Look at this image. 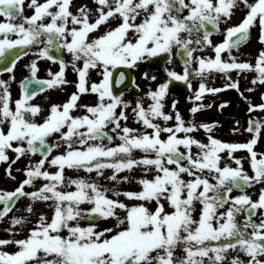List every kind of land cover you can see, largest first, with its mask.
<instances>
[{
    "label": "snow or ice",
    "instance_id": "snow-or-ice-1",
    "mask_svg": "<svg viewBox=\"0 0 264 264\" xmlns=\"http://www.w3.org/2000/svg\"><path fill=\"white\" fill-rule=\"evenodd\" d=\"M73 7V0H0V76L9 74L0 78V162L10 161L9 150L11 163L27 161L16 169L24 176L18 186L0 189V223L8 225L0 264H264V119H249L246 142H225L214 134L218 122L186 121L176 100L165 110L173 82L192 90L199 81L189 97L193 117L205 93L240 91L238 80L208 87L217 75L252 74L246 90L264 89V48L254 63L234 54L254 29L264 45V0ZM237 11L245 15L232 24ZM214 34L222 40L214 42ZM25 57L29 74L13 99L15 69ZM177 58L182 72L167 67ZM160 59L166 78L154 89L133 100L114 90L125 70ZM40 61L58 70L48 67V78H40ZM69 68L74 81L66 78ZM69 84L75 91L46 114L32 103ZM131 84L142 91L134 76ZM85 95L93 102L79 103ZM244 99L249 113L264 112V91L261 103ZM130 114L140 127L129 126ZM201 130L203 140L193 135ZM136 169L139 178L131 175ZM6 175L17 180L10 164ZM133 181L138 190L122 188ZM256 185L254 200L248 190Z\"/></svg>",
    "mask_w": 264,
    "mask_h": 264
},
{
    "label": "flooded vegetation",
    "instance_id": "flooded-vegetation-1",
    "mask_svg": "<svg viewBox=\"0 0 264 264\" xmlns=\"http://www.w3.org/2000/svg\"><path fill=\"white\" fill-rule=\"evenodd\" d=\"M27 2V0H26ZM74 7L72 8L73 12L76 11L77 7L82 6L84 4H88L89 6H92V0H73ZM26 15H31V10L26 9L25 12ZM0 20H3V18H0ZM226 27V26H222ZM258 30H253L251 32V39L249 42H247L245 45H243L240 49L239 53H234L239 56V59L241 61L243 60H251V62H255V57L258 55V52L261 48H264V45H262L258 40ZM214 42H219L222 40V36L219 34H214L212 37ZM207 55H214L210 49L206 50ZM224 57L227 56V54H222ZM30 57H25L23 60H21L17 68L15 69V76H16V82L12 83L11 91L13 95V99H16L20 95V89H19V81L23 79L26 75H28V70L25 68V64L29 63ZM40 67L41 71L38 73V76L40 78H48L46 69L48 67H51L53 71L58 70V65H53L51 62L48 61H40ZM166 67L163 59L157 60L152 63L147 64H141V66L138 69L134 70H125L126 77H130V84L127 88H123L124 84H114V90L119 93L123 91L124 98L133 100L136 97L141 96V93H137L136 96H133V99L130 97H126L127 94H129L132 91L131 84V78L134 76L136 83L139 84L140 89L151 85V87L154 89L159 83H162L165 81L166 73L164 71V68ZM170 69H173L177 72H182V63L180 62V59L177 58L173 64L167 65ZM147 72L149 74V77L151 75H155L157 79L155 81H151L150 78H145L144 73ZM8 73H4L0 78L7 79ZM118 75V74H117ZM66 78L69 81H74L76 79L75 73L71 71L69 68L66 73ZM252 78V74H248V79H244V74H240L236 71H233L229 74V77H223L222 74L217 75V77L214 80H209L207 82L208 87H216V88H225L226 84L232 83L234 80L239 81V88L240 91L238 92L236 89L232 88H226L224 91L216 94L212 93H205L204 98L201 101H196L197 104H203L205 107L201 109L200 112H198L195 117L192 116L190 113V108L193 106V102L190 101L189 97L192 96L193 92L198 89L199 87V81L193 80L192 81V90H189L187 86L182 82H173L170 85L169 89V96L167 97V106L166 111H171V105L174 100L178 101L177 108L180 110L183 118L186 121L195 119L197 122L200 123H212V122H218V127L215 129L214 134L220 138L222 141L225 142H246L248 138L250 137V133L245 131V129L248 126L249 119H264V112L257 111L255 113H249L247 111V102L244 99V97H248L252 103L258 104L261 103L260 95L261 91H264V89H258L256 92H248L246 89L248 87H251L250 85V79ZM93 79H97V77L93 74ZM66 90H54L50 89L46 91L45 93L39 94L33 101V104L40 105L45 114L47 113V110L49 109L50 105L52 103H63L66 102L69 98L70 94L75 91V88L72 84L64 86ZM243 93L241 95L240 93ZM47 98V99H46ZM93 102V97L89 95H85L81 98V101L79 103H85L89 104ZM148 101L145 100V106H147ZM221 105H226L225 107L221 108ZM79 114V113H77ZM237 121H239V124L237 125ZM129 126L131 127H140V125L135 124L131 118L128 121ZM233 127H239L240 132L233 134L231 132V129ZM193 135L203 140L205 138V134L203 130L193 133ZM258 150H264V139H262V142L260 145H258ZM53 154H56L55 152ZM234 155L240 156L242 153H235ZM41 158L39 155L33 156ZM245 167L247 168V162H245ZM133 173V172H132ZM131 173V175H132ZM126 173H122L124 175ZM251 174V173H250ZM81 175H84L81 173ZM143 173L136 169V174L132 175L133 177L139 178L142 176ZM138 185V184H136ZM259 185L254 186L253 188L249 189V194L252 195V198L255 200L258 195V189ZM234 195L237 193H233ZM2 207V206H0ZM8 227L5 223H0V234L6 233L3 231L2 227ZM110 226V225H109Z\"/></svg>",
    "mask_w": 264,
    "mask_h": 264
},
{
    "label": "rangeland",
    "instance_id": "rangeland-1",
    "mask_svg": "<svg viewBox=\"0 0 264 264\" xmlns=\"http://www.w3.org/2000/svg\"><path fill=\"white\" fill-rule=\"evenodd\" d=\"M244 15H245L244 11H237L234 14V18L231 21V23L232 24L239 23ZM149 86H151V85H147V86L141 88L142 91H137V89L135 87H133L132 91L129 94H127L126 97H130L131 99H133V96H136L137 93H141L142 94L141 96H143V94L149 90ZM39 159L40 158H38V157H32L33 162L37 161ZM26 164H27V161L24 158H21L20 160L16 161L14 163V165L11 167L13 175H15L17 177L16 181L11 180L6 175V172L0 171V189L13 190L16 186H18V181L22 180L24 178V176H23L22 172H17L16 169L17 168L24 169ZM69 174H71V173H69ZM134 174H136V170L133 171L132 175H134ZM122 188L130 189V190H138L139 189V185H136L135 181H133L132 184H124V185H122ZM21 203H23V202H21ZM44 211H48V209L45 208ZM2 228L4 229V228H6V226H4ZM5 236H6L5 234H0V238H4Z\"/></svg>",
    "mask_w": 264,
    "mask_h": 264
},
{
    "label": "water",
    "instance_id": "water-1",
    "mask_svg": "<svg viewBox=\"0 0 264 264\" xmlns=\"http://www.w3.org/2000/svg\"><path fill=\"white\" fill-rule=\"evenodd\" d=\"M126 84H125V86H128L129 85V79H128V77H127V79H126ZM9 155H10V161H8V162H0V169H2V170H6L7 169V167L9 166V164L11 165L12 163H11V161L12 160H15V154L14 153H12L11 151H9Z\"/></svg>",
    "mask_w": 264,
    "mask_h": 264
}]
</instances>
